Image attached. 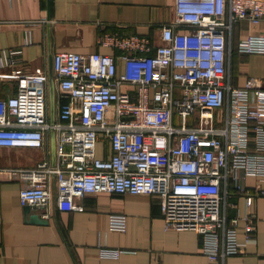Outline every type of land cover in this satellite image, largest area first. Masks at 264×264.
Listing matches in <instances>:
<instances>
[{
	"label": "built area",
	"instance_id": "1",
	"mask_svg": "<svg viewBox=\"0 0 264 264\" xmlns=\"http://www.w3.org/2000/svg\"><path fill=\"white\" fill-rule=\"evenodd\" d=\"M174 6L160 45L136 33L99 36V44L123 51L122 72L112 54L55 52L61 96L54 121L48 69L13 70L19 86L0 98V146L43 148L55 133V163L11 169L30 173L20 202L43 208L42 217L53 202L50 177L60 210L83 209L76 199L88 193L157 194L166 227L201 234L204 252L216 261L243 252L240 229L250 239L256 228L255 197L239 171L264 180V77L237 86L228 61L235 23L259 26L264 0H175ZM238 49L264 54V31L243 37ZM19 52L5 51L1 65L17 63ZM233 191L248 193L244 216L228 213ZM126 226V215L111 217L112 229Z\"/></svg>",
	"mask_w": 264,
	"mask_h": 264
},
{
	"label": "crops",
	"instance_id": "2",
	"mask_svg": "<svg viewBox=\"0 0 264 264\" xmlns=\"http://www.w3.org/2000/svg\"><path fill=\"white\" fill-rule=\"evenodd\" d=\"M174 1L0 0V59L5 51H20L17 63H0V98L18 90L19 82L11 76L13 70L31 72L42 67L49 72L50 57L58 51L112 54L122 72L123 51L99 44V36L136 33L160 45L161 25L175 18ZM259 31H264V19L259 26L247 19L235 23L228 68L237 86H243L249 77H264V54L238 49L243 37ZM59 96L55 85V119ZM49 116L51 119L50 101ZM53 133L48 134L43 148L0 146V264H264V180L245 176L242 170L239 173L244 176L246 192L255 197L252 210L256 228L250 239L240 229L243 252L216 261L204 252L201 234L166 227L157 194L88 193L76 199L83 209L60 210L56 179L50 177V216L42 217L43 208L30 207L27 212L20 202V190L30 185V173H13L11 169L34 167L43 160L53 162ZM247 194L231 193L230 216L248 212ZM114 214L126 215L125 230L110 227ZM32 215L44 221H33ZM103 248L122 253L119 257L105 256Z\"/></svg>",
	"mask_w": 264,
	"mask_h": 264
},
{
	"label": "water",
	"instance_id": "3",
	"mask_svg": "<svg viewBox=\"0 0 264 264\" xmlns=\"http://www.w3.org/2000/svg\"><path fill=\"white\" fill-rule=\"evenodd\" d=\"M49 101H50L51 120L54 121L56 103H55V80H54V69H53V56L50 57V63H49ZM52 153H53V163H55L56 160L55 133H53ZM26 210L27 212H29L30 206H26ZM31 219L37 222L44 221L38 215H32Z\"/></svg>",
	"mask_w": 264,
	"mask_h": 264
}]
</instances>
